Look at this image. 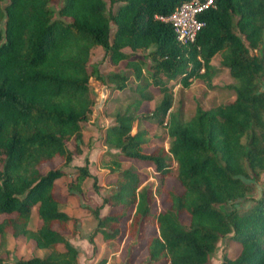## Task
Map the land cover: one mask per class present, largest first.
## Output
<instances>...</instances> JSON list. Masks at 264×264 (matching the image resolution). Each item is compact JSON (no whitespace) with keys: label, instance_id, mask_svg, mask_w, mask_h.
<instances>
[{"label":"trees","instance_id":"1","mask_svg":"<svg viewBox=\"0 0 264 264\" xmlns=\"http://www.w3.org/2000/svg\"><path fill=\"white\" fill-rule=\"evenodd\" d=\"M183 1L0 0V245L8 234L48 250L44 257H0V264H77L63 232L76 231L78 220L59 209L64 202L54 188L72 159L64 141L80 151L81 124L94 104L90 77L117 91L130 77L135 94L102 129V166L114 180L98 205L85 207L94 222L86 237L92 248L95 235L101 243L124 236L132 245L121 264H134L141 248L146 257L137 264H208L226 236L238 251L232 258L222 253L221 264H264V0H214L198 15L203 25L193 42L181 45L156 16ZM93 47L125 71L88 69ZM218 68L232 80L231 100L207 109L196 104L187 120L171 112L173 82L211 87ZM150 88L161 96L152 108ZM152 126L164 132L149 136ZM55 157L60 166L43 171ZM86 161L75 167V188L86 177L96 185ZM142 164L153 169L155 186L143 183ZM169 179L179 190L167 186ZM239 201L247 204L238 208ZM104 206L112 211L100 215Z\"/></svg>","mask_w":264,"mask_h":264},{"label":"rangeland","instance_id":"2","mask_svg":"<svg viewBox=\"0 0 264 264\" xmlns=\"http://www.w3.org/2000/svg\"><path fill=\"white\" fill-rule=\"evenodd\" d=\"M104 1L107 5V0ZM57 4V1L52 3L54 11H56ZM210 62L214 67H218V54ZM93 67L100 75L108 72L122 73L125 71L123 62L113 65L106 58L104 59L100 47H93L90 50L88 69ZM231 83L232 80L224 68L217 69L211 79V87L205 86L204 83L197 79H192L187 87H182L180 84L173 82L171 112L178 113L183 120H187L193 114L196 104L203 109H207L221 102L231 100L233 98V92L229 88ZM88 84L94 104L91 106L89 119L81 124L82 140L79 145L80 151L78 153L73 151L71 139L64 141L66 148L72 152V159L67 166L62 167L63 176L55 181L54 194L64 202L60 208L67 214L76 216L78 220L76 231H72L73 227L70 226L68 230L63 232L67 241L78 251L77 264H121L132 242L128 241V238L124 239L123 236L120 241L101 243L99 235H95L93 238V249L92 245L87 242L86 237L90 233L94 222L85 207H95L101 202L103 196L111 192L110 183L114 180L113 174L102 166L104 161L107 160V157L103 155L107 149L103 148L101 144L102 129L112 121L114 113L123 112L125 106L135 97V94L130 89L133 87L134 81L128 77L126 87L119 91L113 90L110 84H103L95 80L94 77L89 78ZM146 93L151 95L150 101H147L146 104L152 108L158 103L161 96L154 88H150ZM163 132L164 129L162 127L152 126L148 129L149 136H160ZM167 144L168 138L165 137L163 146L167 147ZM85 160H87L89 173L96 177V185L93 187L92 180L86 177L78 184V188H75L73 180L75 167L83 165ZM61 162L60 158L55 157L50 163L43 165L42 170L59 167ZM129 164L130 162L127 161L122 162L121 168H126ZM137 167L138 171L145 177L143 183H152L154 186L158 183L156 175L150 166L142 164L140 166L137 165ZM169 185L179 190L178 184L173 179H169L167 186ZM254 185L253 197L258 195L259 189L263 185V178H259ZM246 204L239 201L236 207L242 208ZM157 205L159 208L165 205L163 196L157 197ZM225 208L227 209V206ZM111 211L112 209L104 206L99 213L103 215ZM35 218L33 207L28 222L29 228L34 227ZM185 221L186 217H183V222ZM228 242L226 236L218 239L213 252L208 257V264H221L222 253H226L229 258L235 256L238 247ZM47 252L48 250L36 249L30 240L21 236L12 237L8 234L5 236L4 244L0 245V257L5 261L25 259L31 256L44 257ZM145 257L146 253L141 248L136 253L134 264H137ZM100 259H103L104 262L99 263Z\"/></svg>","mask_w":264,"mask_h":264},{"label":"built area","instance_id":"3","mask_svg":"<svg viewBox=\"0 0 264 264\" xmlns=\"http://www.w3.org/2000/svg\"><path fill=\"white\" fill-rule=\"evenodd\" d=\"M211 7H214V0H186L169 15L156 18L168 23L178 43L186 45L193 42L196 32L203 25L198 15Z\"/></svg>","mask_w":264,"mask_h":264},{"label":"crops","instance_id":"4","mask_svg":"<svg viewBox=\"0 0 264 264\" xmlns=\"http://www.w3.org/2000/svg\"><path fill=\"white\" fill-rule=\"evenodd\" d=\"M210 63H211V62H210ZM105 126H106V125H105ZM105 126H104V127H105ZM102 147H103V148H106V147H105V146H103V145H102ZM59 208H60V207H59ZM60 210H62V209L60 208ZM62 211H64V210H62ZM64 212H65V211H64ZM65 213H66V212H65ZM66 214H67V213H66ZM68 215H69V214H68ZM70 216H71V215H70ZM72 217H75V218H77V217H76V216H74V215H72ZM40 250H46V249H40Z\"/></svg>","mask_w":264,"mask_h":264}]
</instances>
